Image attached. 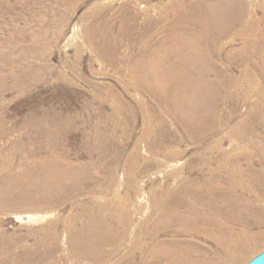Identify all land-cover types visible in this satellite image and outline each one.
<instances>
[{
    "label": "rangeland",
    "instance_id": "obj_1",
    "mask_svg": "<svg viewBox=\"0 0 264 264\" xmlns=\"http://www.w3.org/2000/svg\"><path fill=\"white\" fill-rule=\"evenodd\" d=\"M177 76L167 95L150 83ZM263 161L264 0H0V264H124L121 233H100L119 227L106 203L126 207L133 242L149 220L193 256L219 250L181 218L249 232L248 264L264 252ZM166 201L183 207L171 228Z\"/></svg>",
    "mask_w": 264,
    "mask_h": 264
},
{
    "label": "bare ground",
    "instance_id": "obj_2",
    "mask_svg": "<svg viewBox=\"0 0 264 264\" xmlns=\"http://www.w3.org/2000/svg\"><path fill=\"white\" fill-rule=\"evenodd\" d=\"M127 19H128V17H127ZM88 20H86V21H88ZM132 21L135 22L134 19H132ZM126 23H128V22H126ZM233 25H234V23H233ZM123 26L124 25H122V27ZM127 27H128V25L126 24L124 26V28H127ZM96 50L97 49H95V51ZM186 62L184 61L182 63H186ZM135 65L136 66H134V73H132V74H135V84H136V86L137 85H141L142 86V84L145 83V80H144L145 78L143 79V77H142L143 76L142 75V71L145 72L144 71V65H142V63H140V61H137ZM184 65H185V68L189 67L187 64H184ZM158 67H159L158 64H152V67L150 68L151 76H153L152 73L155 76H157L158 72L160 71V70H158ZM185 73H186V71H185ZM188 73L189 72L187 70V74H186V75H188V79L187 80L188 81H192V77L189 76ZM150 80H152V79H150ZM185 81H186V79H185ZM150 83L153 84V87L156 86L157 87L156 89L158 90L160 87L164 88V89H168L169 87H172V85H176V84H178L180 86V84L183 83V82H182L180 76L179 77L177 76L176 78H173L172 80H170L168 83L165 82L166 84H162L160 82L159 78H155L154 80H152V82L150 81ZM182 87H184V85H182ZM176 88H178V87L176 86ZM189 90H187V91H189ZM160 91H164V95L168 94L167 92H165V90H160L159 89L158 92L161 93ZM190 93L191 92H188V94L190 95V99L192 100V96L193 95H192V93L191 94ZM213 94L215 95V93H213ZM185 95L186 94H183V96H185ZM181 99L183 101H186V99H184V98H181ZM190 106H186V107H190ZM195 109L196 108H193L194 111H195ZM187 110H189V109H187ZM198 112H200V111H198ZM186 117H188V122L191 125L195 124L197 122V119L198 120L200 119V118L197 117V114L195 116H193V117L192 116L189 117V114H188V115H186ZM201 135H202V133H201ZM228 169H230V168H228ZM162 202H165V201L163 200ZM198 205H201L203 207L205 206L204 202H198V204L196 206L189 205L188 212L190 214H192V215H197L198 212H199V209H202V208L197 207ZM97 208H98L99 212H101L102 210L107 211L109 213V216H108L109 219L112 218L113 221L117 220L118 224H119L118 228L121 229V228L125 227V230H121V232H120V230H118V228H115V225L114 226H110L109 228L108 227H105V228L103 227L100 230V233H101L102 230H109V233L111 235L112 234L116 235V237H117V235L119 233H121V238H119L118 241H116V242L113 241L114 243L109 241L110 243H108V244H111L112 248H115V250H112L113 254L111 255L112 257L115 258L114 260L121 261L124 264H139V263H141V264H163V261L166 264H239L241 261H246V258L252 253L251 243L256 238V236H254V235H252V234H250L249 232H246V231H243L241 233L239 232V234L231 233V235L229 234V236L227 238L221 236V234L219 232L220 230L217 231V233H215V235H212V234H210L208 232V229L206 228L207 226H204V225H201L200 223H198V219L197 218H195L193 220H185L184 218H181V222L178 220L180 222L179 226L181 227V230H179V232H181V233H183L184 235H187V236L189 234H193V236H198V237L200 235H202L203 236L202 238H204V236H205L206 239L214 241L215 244L217 245L218 250H219L218 251L219 253H216L214 251L212 252V250H211L208 253H206L205 255H204V253L199 252L196 256H193V255L190 254V251L192 249L189 247V244H188V250H185V249L177 250L176 249V247L178 245L177 243H168L167 244L164 241H161L160 240V238L162 237L161 233L166 231V230H162L160 228L161 225H158V227L153 225V227L150 228V225H149L150 221L149 220L143 222V230H138V233H137V236H136V241L133 242V239L131 238L132 236L130 235V231L127 230V226H129L130 216H129V213L127 212L126 207L124 205H120L118 214H116L114 212V204L113 203L110 204V205H107V203L104 204V205H99ZM159 208H161V207H159ZM184 208H186V206ZM181 209H183L182 205H177L173 201L172 202L166 201V203L164 205V210H162V209L161 210L163 212H165V216L168 215L167 221L164 222L167 225V228H171L173 226L174 217H175L176 214L181 212L180 211ZM100 219H101V217L97 218V220H100ZM193 221H197V222H193ZM193 224H195L197 227L194 226ZM201 229H203V230H201ZM114 240H115V237H114ZM123 243H126L127 247L125 249V252L122 254V251L120 253L119 248L122 247ZM83 245L85 246V248L86 247H91V244H88V243H85ZM95 247L97 248V247H100V246L96 245ZM163 248H165L167 250V252H163L162 251ZM207 255H211L210 257H212V258H209ZM84 256H85V254H84ZM93 257H91L93 260L100 261V258L98 259L97 257H95V258H93Z\"/></svg>",
    "mask_w": 264,
    "mask_h": 264
},
{
    "label": "water",
    "instance_id": "obj_3",
    "mask_svg": "<svg viewBox=\"0 0 264 264\" xmlns=\"http://www.w3.org/2000/svg\"><path fill=\"white\" fill-rule=\"evenodd\" d=\"M248 264H264V252Z\"/></svg>",
    "mask_w": 264,
    "mask_h": 264
}]
</instances>
